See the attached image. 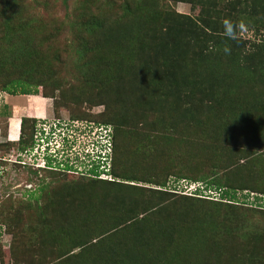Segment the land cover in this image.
I'll list each match as a JSON object with an SVG mask.
<instances>
[{
	"label": "trees",
	"instance_id": "1",
	"mask_svg": "<svg viewBox=\"0 0 264 264\" xmlns=\"http://www.w3.org/2000/svg\"><path fill=\"white\" fill-rule=\"evenodd\" d=\"M59 1L64 8L69 6L67 0ZM172 1L188 3L196 12L194 15L176 12L162 5L161 0L75 1L63 19L70 35L63 47L69 44L71 57L66 63L73 82L71 92H66L60 79L62 71L60 67L54 68L55 64H63V49L48 45L54 40V32L58 31L61 22L51 25L53 33L44 31L45 26H39L35 12L34 17L26 16L24 9L22 15L18 1L0 0V71L14 69L13 75H0V91L9 95L41 92L53 99L56 113L69 111L68 120L72 123L102 124L109 128L111 139L110 179L97 177L98 165L93 161L83 174L71 171L73 169L69 167L73 166L69 165L68 158L64 161L67 170L62 169L60 163L55 164L57 168L27 166L34 175L46 171L54 177L66 179L65 185L51 184L50 181L42 184L34 202L25 203L28 210L23 218L32 225L21 229L26 232L30 243H39L40 240L48 245L39 259L42 264H64L70 256H62L72 254L74 248H78L80 264H171V261L156 257L157 254L154 260L147 252L153 245L160 251L168 248L172 237L181 245L190 241L189 233L178 231L172 235V219L179 211L185 218L191 216L192 210L186 201L188 197L201 194L203 189L218 196L217 200H204L233 210L204 213L199 208L193 213L197 220H202L201 225L210 224L209 231L200 236V240L196 239L199 251L193 259L194 264H238L242 259L253 261L254 258L258 264H264V219L246 220L254 218L255 215L250 214L255 212L254 209L264 213V201L260 199L264 194L262 190L249 189L251 181L240 183L244 179L241 173H245L242 176L248 174L242 169L250 168V160L241 165L225 159L224 166L232 168L214 181L205 178L208 173L213 176L219 170L203 174L200 179L203 186L197 185L190 192L191 196L178 195L181 205L177 212V207L161 203L164 194L170 196L174 192L146 185L165 188L170 173L154 172L153 175L145 168V162L151 156L167 152L159 146L174 141L179 146L182 143H194L195 147L205 144L211 131L203 121L195 125L198 130L193 136L189 134L190 130L177 135L162 133L165 142L156 146L143 123L144 113H141L147 107H142L144 102L150 98L151 102L182 107L181 111L186 114L196 112L198 101L210 115L217 116L223 111L225 116H236L238 112L235 111L241 106L232 98L236 88L232 83L237 74L249 76L251 79L248 80L258 79L253 68L264 74V68H260L264 63V40L248 45L239 36L229 40L223 35L222 21L231 20L236 25L235 32L243 26L261 36L264 32V0ZM34 4L47 6L46 1L40 0H35ZM9 10L17 15L10 16ZM26 31L37 39L38 47L33 46L35 43L30 41ZM192 40L197 43L191 45ZM225 47L229 49L227 54L223 51ZM255 53L263 55L252 58ZM247 60V66H242L241 62ZM77 83H87L90 88H82V91L89 93L84 96L80 90L76 91ZM64 91L78 104L87 102L85 106L89 107L102 104L103 109L98 114L88 113L81 107L76 109L64 97ZM92 91L93 96L90 95ZM75 109L78 110L76 114ZM132 112L139 117L132 116ZM169 117L167 127L182 122ZM36 122L35 118L21 117L18 139L0 143V149L16 148L21 153L32 148ZM183 125L188 128L186 120ZM191 152L188 150V155ZM1 163L5 162L0 158ZM181 179L192 181L176 174L171 180L172 187L168 185L169 189L176 190ZM154 193L163 196L159 199L161 207L156 211L152 209ZM39 195L44 197L41 204L37 202ZM248 196H252L250 203L247 202ZM146 210L151 211L145 213ZM170 211L171 219L163 223L164 227L169 225L171 228L167 227L165 231L164 227L158 226L159 219L153 220L152 217L157 213L161 218ZM6 226L7 230L10 229V225ZM57 235L60 240L70 237L69 242L63 243L62 247L56 246ZM188 250H193L190 242ZM53 253L57 255L51 259ZM260 253L263 260L258 256ZM15 257H12V263L19 264Z\"/></svg>",
	"mask_w": 264,
	"mask_h": 264
},
{
	"label": "rangeland",
	"instance_id": "2",
	"mask_svg": "<svg viewBox=\"0 0 264 264\" xmlns=\"http://www.w3.org/2000/svg\"><path fill=\"white\" fill-rule=\"evenodd\" d=\"M18 1V5L20 8V12L23 15L24 9H25V15H29L30 17H34V12L37 14L36 18L38 19L39 26H45L44 31H48L53 33V30L51 29V25L56 23H60V27H58V31L54 32L55 37L54 40L49 43L48 45L53 46L54 48H61L63 49V52L61 53V57L63 60V64H55L54 68L60 67V72L62 71L60 75L61 82L64 83L63 87L66 92H71V88L73 87V82L71 81L69 77V66L67 65L68 59L71 57L70 49H68V45L66 47L64 46V43L67 42L70 35L67 33L68 27L66 25V22L63 20L64 17H66L67 14H69L70 10L75 5V1L78 0H67V4L69 6L67 8H64L59 0H40V1H46L47 6H43L41 4H34L35 0H16ZM162 5L165 7L172 8L176 12L183 13V14H189L194 15L196 10L191 9L190 5L188 3L182 2V1H172V0H161ZM3 4V3H2ZM16 4V5H17ZM162 6V7H164ZM9 15L16 16L17 14L12 10H9ZM28 34V32L26 31ZM59 35V37L56 35ZM30 41L32 43H37V39L33 38L34 36L29 35ZM236 36H239L241 41L245 42V45L249 44L250 42H257L264 40V32L258 35L254 34L252 31H249L246 29V27H238ZM197 43L196 40H192L190 42L191 45ZM33 45L35 47H38V45ZM51 49L50 47H48ZM65 48V51H64ZM263 54L255 53L252 58H260ZM231 60V59H230ZM230 60L227 61V64L230 62ZM247 62H241V65L244 66ZM67 62V63H66ZM247 66V65H245ZM261 69L264 68V63L260 66ZM64 73V74H63ZM254 76L258 79L248 80L249 76H244L242 74H237L235 77V81L232 83L233 85H236V88L233 89L232 92V98L235 99V101L241 106L238 111V114L236 116H230L223 113V111H220L217 116L210 115L207 111L203 110V106L198 103L195 104L196 106V112L193 113L188 112V114L183 113L184 111H181L183 108H174L173 106L161 103L159 101L151 102L149 99L144 102V106L146 107L145 111H142L141 113H144L142 119L143 123L147 125V128L149 129L150 133L153 136V142L154 144L160 145L161 143L165 142L162 137V133H167V135H177L178 134H186L188 130H190L189 134L195 135L198 128L197 123H202L203 121L207 124L208 130L211 131L210 138L205 142V144H199L195 147L194 143H188L186 145L185 143H182L180 146L176 144V141L164 145L159 146L161 148L164 147V151H167L163 153L161 156H151L146 162H145V168L154 175L158 173H170L169 177L167 178V186L159 187L153 184H146L148 187L156 188L160 190H166L170 192H174L172 195H166L164 194V201L161 203L173 205L177 207L176 211H179V206L181 205V200L179 199V194H185L191 196V193L197 185L203 186L202 178L203 174L208 173L209 171L215 169L219 170L215 173L213 176H209V173L207 174V177L205 180L208 179H218L221 176L222 173H225L227 170L231 169L232 166L226 167L224 166L225 159L229 158L237 161L239 164H244L246 160H250V168L249 169H242V171L247 172L248 174L246 176H242L244 174L241 173V177L244 179L240 182L241 184L249 183L248 188H256L257 190H262V193L264 194V74H261L262 72H259L255 68H253ZM14 69H4L3 71H0V75H13ZM259 76V77H258ZM251 79V78H249ZM78 88L76 91L83 92L84 96L86 93H89L88 91H82V88H90L87 83H77ZM38 90H42V86H38ZM64 91V97L69 101V103H73L74 108L79 109L81 107V110L85 108V110L89 113L98 114L102 109L101 105H94V106H85L86 103L78 104L73 98L69 96L68 93ZM18 94L14 95L17 96ZM30 95L28 98V104L30 105V110L27 112L29 115L31 114V111L34 113V117L32 116H25L29 118H35L36 121L37 118L45 117L48 118V122L45 124L47 127H53V125H56V127L61 126L60 124L65 122L64 128H70L71 123L67 120L68 119V113H70L67 110H60L58 113H56L53 110L52 101L53 99L51 97H46L41 94V92H38L37 94H25ZM32 95V96H31ZM90 95H94V92L92 91ZM19 97L23 95H18ZM16 99H9L7 97V93L0 91V143H3L6 140L4 135V130L11 127L10 130V136L16 135L18 132V109L15 107V104L12 106V114L10 112L11 104L14 100L25 103L23 98ZM44 99H47L46 104L42 105V102ZM140 101H142L140 99ZM189 101V100H188ZM143 102V101H142ZM8 103V104H7ZM167 105V106H166ZM141 107V108H142ZM166 108V109H165ZM75 109V110H76ZM237 109V108H236ZM43 110V114L41 115V111ZM141 111V110H140ZM204 111V112H203ZM78 113V110L74 111V114ZM10 115L11 118H10ZM168 115L172 116L175 120H181L182 122L179 123V125L176 123L175 127L170 126L167 127L166 124L169 123L170 117L168 118ZM221 115V116H220ZM132 116L139 117V115H135L134 112H132ZM220 116V117H219ZM23 117V116H22ZM141 117V116H140ZM8 118H10V126L8 122ZM21 119V118H20ZM53 119H57L53 120ZM188 122V128H185L183 125V121ZM59 122V123H58ZM61 122V123H60ZM94 123V122H93ZM204 123V124H205ZM37 124V123H36ZM78 124V123H77ZM166 125V126H165ZM53 130V128H50ZM207 130V131H208ZM55 131V130H54ZM75 131H77L79 134L78 129L75 128ZM54 134H58L57 131H55ZM188 134V136H189ZM188 136L187 141H188ZM58 140V138H57ZM83 140V139H82ZM85 140V139H84ZM81 141V140H80ZM167 141V140H166ZM75 145V143H74ZM73 147L75 148L76 145ZM191 146V147H190ZM50 147H53V143L50 145ZM72 147V148H73ZM158 147V148H159ZM55 149V147H53ZM52 148V149H53ZM223 148V151L221 149ZM188 150H192L191 154L188 155ZM163 151V150H162ZM186 151V152H185ZM69 153V151H67ZM18 150L16 148H11L10 150L6 151L4 148L0 149V158L4 160L5 163L0 164V264H14L12 263V257L16 256L15 258L18 259L19 264H42L39 260L41 258V253L45 252V247L47 248L48 245H45L46 243H43L39 240V243L29 242V238L26 235V232L21 229L22 227H27L29 225H32V222L29 220H26L23 218L26 214V211L28 208L26 207V202H34V196L39 194L40 187L43 186L42 184L50 181L51 184L60 185L63 184L66 179L63 177H54L51 175V173L46 171H39L37 172V175H34L32 173V169H28L27 166L31 168H35V165L37 163L39 164V156L36 154L35 158L32 157L31 153L18 156L17 157ZM83 155V154H81ZM86 157V155H85ZM38 158V160H37ZM64 158V157H63ZM80 158V157H79ZM82 158V157H81ZM87 158V157H86ZM61 163L66 166L67 164H64V161ZM49 162V160H48ZM26 163V164H24ZM31 163V164H30ZM19 164V165H18ZM49 166H52V168H57L55 163L50 164L47 163ZM72 164V163H71ZM85 161L82 159H77V161L73 162L72 166L77 167L79 170L87 171V168L84 166ZM221 167H224L220 169ZM62 169L67 170L66 167ZM244 166H242L243 168ZM70 169H74L73 167H69ZM228 168V169H227ZM241 171V172H242ZM174 174V175H173ZM176 174H180L184 178H189L192 180L191 182L184 181L187 179H181L179 180V184L176 185V190L169 189L168 185L172 187L173 182L171 180L174 179V176ZM52 178V179H51ZM52 180V181H51ZM222 180V179H221ZM214 181V180H213ZM249 181V182H248ZM65 185V183H64ZM63 186V185H62ZM52 193V192H50ZM261 193V194H262ZM49 194V193H47ZM152 209L154 211L160 209L161 203L160 198L163 196H156V193L152 195ZM198 197V198H195ZM263 198H260L264 201V195H262ZM9 198V199H7ZM191 198V199H189ZM203 198L217 200L218 196L216 194H212L208 190H202L201 194H195L191 197H188V200L186 201L187 204H189V208L193 211L190 212L191 216H188L187 218L184 217L182 211H179L178 214L171 220L174 223V227L171 229L172 235H174L176 232H185L190 234V246L193 248L192 251L188 250V243L187 244H179L177 239H174L172 237L170 241V246L162 251H160L159 247L156 245L151 246L149 249L150 251L147 252L148 257L153 256L155 260V256L162 259L164 258L165 261H171V264H194L195 261H193L196 254H198L199 247L196 239H199L200 236L204 235L205 232L209 231L210 224L207 225H201L202 220H197L195 215L193 214L196 210L199 208L203 210L205 213L206 211L208 213H211V211H225L227 210H233L231 208L228 209V207L219 205V204H212L209 201L207 202ZM42 199L44 197L40 196L37 198V202L41 204ZM46 199V196H45ZM252 199V196H248L247 202L250 203ZM223 201V200H221ZM11 204V207L7 208L8 205ZM202 204V205H201ZM249 207V206H248ZM255 212H251L250 214L255 215L254 218L246 219L248 221H251L252 219L258 218V219H264V213L263 210H257L254 209ZM146 210L145 213H148ZM240 211V209H238ZM171 211L168 213H165L164 215L159 218V215L156 213L152 217L153 220L159 219L158 226L163 229L164 223L166 219H171ZM23 215V216H22ZM19 218H18V217ZM88 218V217H87ZM86 218V219H87ZM201 218V217H200ZM3 219V220H2ZM84 218V220H86ZM261 221V220H260ZM197 222L199 224H197ZM35 223V222H33ZM254 223V222H252ZM6 224L10 225V229L7 230ZM168 228L169 225L167 226ZM167 227H164V230L167 231ZM6 228V229H5ZM132 231V228L129 227ZM263 228H260L262 230ZM7 230V231H6ZM28 235H30L28 233ZM58 238L54 242L56 246L62 247L63 243H68L69 238L66 239H59L58 235L55 237ZM200 240V239H199ZM127 242V241H126ZM55 244L53 247H55ZM28 248H25V247ZM264 246V244L262 245ZM20 248V249H19ZM260 248L256 249V251H259ZM27 251L28 253H22L23 251ZM160 251V252H159ZM172 251V252H171ZM72 254H66L63 255V258H67V260L64 262V264H80V255L78 254V248H74L72 251ZM171 252V254H170ZM159 254L162 256L159 257ZM146 254V253H145ZM46 255V254H45ZM57 254L53 253L50 255L51 259H53ZM68 255V256H67ZM260 259L263 260V254L260 253L258 255ZM246 257V256H245ZM252 257V256H251ZM248 258V257H246ZM20 259L22 261H20ZM192 259V260H191ZM260 260V261H262ZM238 264H258L257 260L254 258L253 261L251 259H242V262Z\"/></svg>",
	"mask_w": 264,
	"mask_h": 264
},
{
	"label": "built area",
	"instance_id": "3",
	"mask_svg": "<svg viewBox=\"0 0 264 264\" xmlns=\"http://www.w3.org/2000/svg\"><path fill=\"white\" fill-rule=\"evenodd\" d=\"M37 119L38 120L36 122L37 124L35 126V134H34V144L32 148L25 150L24 152L21 153L18 152L17 157L31 153L32 157L35 158L36 154H38L37 156H39V164L37 163L35 167H42V168H49V167L51 168L52 166H49L47 163L50 164L56 163L57 160L52 163L54 157L56 156L59 160L61 159L63 160V157L65 158L67 156L69 160V164L71 161L73 164V162L77 161V159H82L85 161L84 166L86 168L91 166L92 164L91 160H93V162L98 165L97 177L102 179H110V175L108 174L110 167V153H111V139L108 134L109 128H104L102 124L93 123V122H84L78 124L72 123L68 119L67 120L71 123L70 128L63 129L65 122L60 124L61 126L59 127L53 125V127L46 128L45 124L48 122V118L45 117V119H43V117H40ZM53 120L57 121V119H53ZM50 128H53V130ZM75 128L78 129L79 134H77L78 132L75 131ZM83 129L88 130V134L86 136L84 143H82L84 141V137L81 135V130ZM54 130L58 132L57 135L54 134L55 133ZM79 139L81 140L80 142ZM52 143H53V147L55 148L59 147L61 149V151L58 154L53 147H50ZM74 143L76 145L75 148L73 147ZM79 143L81 145H79ZM67 147L69 148L68 150L69 153L72 152L71 153L72 160L69 159V153L66 150ZM85 155L87 158L85 157Z\"/></svg>",
	"mask_w": 264,
	"mask_h": 264
},
{
	"label": "crops",
	"instance_id": "4",
	"mask_svg": "<svg viewBox=\"0 0 264 264\" xmlns=\"http://www.w3.org/2000/svg\"><path fill=\"white\" fill-rule=\"evenodd\" d=\"M32 96V95H31ZM7 97H8V100L9 99H14V98H16V99H18V95L17 96H14V95H9V94H7ZM19 98H23L24 99V101H25V103H20V102H18V101H16V100H14L13 102H12V104H11V108H10V112H11V114H12V106H13V104H15V107H17V109H18V114H19V117H18V123H17V126H18V132L16 133V135H12V136H10V130H11V127L10 128H8V130L7 129H5L4 130V137H5V139L6 140H9V141H13L16 137L18 138V135H19V123H20V118L22 117V116H32V117H34L35 115H34V113L31 111V114L29 115L27 112H29V110H30V105L28 104V98L29 97H27V95H23V96H21V97H19ZM47 99H44V101L42 102V105H44V104H46V102H48V101H46ZM8 104V103H7ZM43 112V110L41 111V115L43 114L42 113ZM11 116L12 115H10V118H11ZM10 118H8L7 120H8V122H9V126H10ZM15 141V140H14Z\"/></svg>",
	"mask_w": 264,
	"mask_h": 264
},
{
	"label": "clouds",
	"instance_id": "5",
	"mask_svg": "<svg viewBox=\"0 0 264 264\" xmlns=\"http://www.w3.org/2000/svg\"><path fill=\"white\" fill-rule=\"evenodd\" d=\"M222 27H223V35H224L227 39H229V40H234V39L236 38V32L234 31L236 25H234V23H233L231 20H228V19L223 20V21H222ZM223 51L225 52V54H227L228 51H229V49H228L227 47H225V48L223 49ZM16 139H18V138L16 137L14 140H16ZM14 140H13V141H14ZM55 150H56L57 154L61 151V149H60L59 147H58V148H55ZM65 158H67V156H66ZM56 160H57L56 163H60V161H63L64 158H63V160H62V159L59 160V159L57 158V156H56V157H54L52 163L55 162ZM92 161H93V160H91V162H92ZM56 163H55V164H56Z\"/></svg>",
	"mask_w": 264,
	"mask_h": 264
},
{
	"label": "flooded vegetation",
	"instance_id": "6",
	"mask_svg": "<svg viewBox=\"0 0 264 264\" xmlns=\"http://www.w3.org/2000/svg\"><path fill=\"white\" fill-rule=\"evenodd\" d=\"M87 134H88V130H87V129H83V130H81V135L84 137V139H86ZM81 135H80V136H81ZM79 142H80V139H79ZM84 142H85V140H84L82 143H84ZM79 145H81V144L79 143ZM71 149H72V148H71ZM66 150L68 151L69 148L67 147ZM71 153H72V152L69 153V159H70V160H72V159H71ZM34 159H36V158H34ZM71 163H72V161L70 162L69 165H72ZM73 168H74V169L71 170L72 172L79 173V174H83V171H82V170H79L77 167L75 168V166H73ZM86 172H87V171H86Z\"/></svg>",
	"mask_w": 264,
	"mask_h": 264
}]
</instances>
